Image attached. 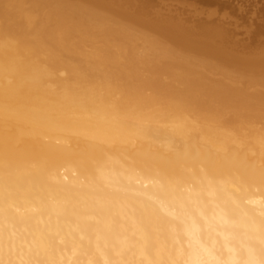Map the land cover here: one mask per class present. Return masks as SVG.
<instances>
[{
  "label": "bare ground",
  "instance_id": "6f19581e",
  "mask_svg": "<svg viewBox=\"0 0 264 264\" xmlns=\"http://www.w3.org/2000/svg\"><path fill=\"white\" fill-rule=\"evenodd\" d=\"M114 1L0 0V264H264V42Z\"/></svg>",
  "mask_w": 264,
  "mask_h": 264
},
{
  "label": "rangeland",
  "instance_id": "374dc122",
  "mask_svg": "<svg viewBox=\"0 0 264 264\" xmlns=\"http://www.w3.org/2000/svg\"><path fill=\"white\" fill-rule=\"evenodd\" d=\"M105 2H109V0H104ZM110 1H114V0H110ZM116 1V2H115ZM114 2H115V4H117V0H115ZM121 2H122V0H120ZM126 1H130L129 3L131 4H129L130 5V7H132V8H130L129 10L126 8V7H128V6H124V8H125V10L127 11V13L128 14H130L129 12H132L131 14H133V16L134 15H136V16H134V18L137 20V21H139L138 23H141L142 21H144V22H147V21H145V19L143 18V20L142 19H140L141 20V22H140V20H139V17H141V16H143L144 15V17L146 18L147 16H149V13L151 14V12L149 11V13H148V11H147V13L146 14H148V15H145V13L144 12H146L145 10H147V9H149L150 7L152 8V5H155V6H153L154 7V9H158L159 8V6H160V8H163L165 11H163V10H161L160 8H159V10L161 11L160 12V15L161 16H163L164 15V13L166 14V17L168 18V16L169 17H174L175 18V15L176 16H178L177 17V19H174V18H172L173 19V22L175 23V24H177L176 22H178L179 20V27H189V28H192L193 27V25L194 24H196V28L198 27V25L197 24H199V28H197V30L198 31H196V28H195V25H194V28H192V30L194 29L197 33V36L198 37H196L197 39L198 38H204V40H201V43H206L208 40H210L211 38H212V40H210V43L213 45V47H214V45H215V47H216V45H218V46H220L221 44H223V43H225V44H223L224 46L223 47H226V45H227V47H228V49H227V47L226 48H224L223 49V47L222 48H220V47H218V52L216 53V55L217 54H221V55H223V54H225V55H223L224 56V58L226 59V57H230L233 53V55H232V57L235 55V52L234 51H236V50H239V47H241L242 49H240V51L241 52H237L236 54L238 55L239 54V56L238 57H245L244 55H246V58L244 59V58H241V60H252V59H254V58H256L257 56H259V54H260V50H261V42H264V0H126ZM125 0H123V3L122 4H124V2H126ZM133 3H132V2ZM112 2H109V3H112ZM118 2H119V0H118ZM120 3V2H119ZM150 3V5H148L149 6V8H148V6L146 7V9L144 8L147 4H149ZM121 4V3H120ZM122 4H121V6H120V8L121 9H124V8H122ZM127 5V4H126ZM169 6L168 8H167V10L164 8V6ZM198 8V10L197 9H195V8ZM177 8V9H176ZM153 9V8H152ZM151 9V11H153ZM170 9V10H169ZM171 9H174V10H171ZM176 10V11H175ZM178 10V11H177ZM199 12H197V11ZM144 11V12H143ZM155 11H157V10H154V12H152V17H153V15H155V14H158L159 13V11H157V12H155ZM168 11H171V12H168ZM180 12L179 14L177 13V14H173L174 12ZM135 12V13H134ZM144 14H143V13ZM162 12H164V13H162ZM173 12V13H172ZM155 13V14H154ZM163 15H162V14ZM170 13H172V15H170ZM194 13H198L197 15H195ZM194 14V18L192 17V15ZM139 15V16H138ZM160 15H158V16H160ZM130 16V15H129ZM138 16V17H137ZM157 16V15H156ZM157 16V17H158ZM161 16H160V18H161ZM189 16V17H188ZM200 17L203 21H200V22H204V24L203 23H199V21H198V19H200L199 17L197 18V21H196V17ZM149 17H151V16H149ZM149 17H147V18H149ZM151 17V19H152V21L154 20V19H156V17H154V18H152ZM164 17H165V15L163 16V19H164ZM190 17H192V19L190 18ZM142 18V17H141ZM159 17H158V19L159 20H156V22L157 21H159L160 22V20H162V19H160ZM151 19H149V21L151 20ZM172 19L171 18H168V21L169 20H171V22L170 23H172V24H174L173 22H172ZM194 19H195V22H194ZM200 19V20H201ZM210 19H211V21H210ZM148 20V19H147ZM167 21V19H164V20H162V22L163 21ZM174 20H176V21H174ZM193 20V21H192ZM152 21H150V22H152ZM165 21V22H166ZM207 21H209V23L207 22ZM164 22V23H165ZM169 22H166L167 23V25H168V23ZM194 22V23H193ZM143 23V22H142ZM165 23V24H166ZM169 23V24H170ZM208 23V24H207ZM144 24V23H143ZM192 26H191V25ZM223 24V25H222ZM135 25V24H134ZM205 25V26H204ZM219 25V26H218ZM220 25H222V30L220 31L219 29L221 28V26ZM171 26H173V25H171ZM176 26V25H175ZM178 26V25H177ZM203 26V27H202ZM224 26H227V27H225L226 28V30L225 31H229V29H227V28H230L231 30V33H233V34H230L231 36L233 35V38L234 39H236V40H241V42L240 41H236V40H234V39H231V37L230 36H228L229 35V32L227 33V32H225V31H223L225 28H223ZM179 27H177V28H179ZM201 27H202V30H200L199 31V29H201ZM216 27H218L219 29L217 30H215V28ZM244 27V28H243ZM186 28H184V31L183 32H188L190 29H186ZM251 28V30L252 31H250L249 29ZM186 29V30H185ZM182 30H183V28H182ZM192 30H190V31H192ZM189 31V32H190ZM215 31H216V33H215ZM223 31V32H222ZM234 31V32H233ZM245 31V32H244ZM246 31H248V32H246ZM152 33H154V31H151ZM201 32H203L204 33V35H205V33L207 34V36H206V38H205V36L203 37V33H202V36H201V33L199 34V33ZM217 32H221L220 34H222V33H224L223 35H226V36H223V39L224 38H226L227 39V41H230V39L231 40H233V42L231 41V44H230V42H229V44H228V42L226 41V39H225V41L226 42H224V40L222 41L220 38L221 37H219L218 39L216 38V37H214L216 34H217ZM191 34L193 33V32H190ZM195 33V32H194ZM212 33L214 34L215 33V35H212ZM208 34H210V35H208ZM247 34H249V35H247ZM213 36V37H212ZM216 36H219V33L216 35ZM221 36V35H220ZM227 36H228V38H229V40H228V38H227ZM234 36H236V38L234 37ZM207 37H208V40H206L205 41V39H207ZM209 37H211L210 39H209ZM174 38V37H173ZM176 38H178V36H175V40H177ZM200 38V39H201ZM217 39V40H216ZM221 40L222 41V43H215V44H213L214 42H217L218 40ZM174 40V39H173ZM214 40V42L212 43L211 41H213ZM261 40V42L259 43V41ZM200 41V40H199ZM203 41V42H202ZM205 41V42H204ZM220 41V42H221ZM242 41L244 42V44L242 45ZM235 42H237V45L235 44ZM239 42L241 43V46L240 45H238L239 44ZM208 43V42H207ZM209 43V44H210ZM259 43V44H258ZM210 44V45H211ZM236 45L237 46V48L235 47V46H232V45ZM255 44V45H254ZM262 45H264V44H262ZM239 46V47H238ZM256 46H258V47H256ZM232 47V48H231ZM236 49H235V48ZM224 50V51H222V50ZM226 49V50H225ZM231 49H233V50H231ZM264 49V47L262 48V50ZM231 50V51H230ZM221 51V52H220ZM257 51H259V53H257ZM223 52V53H222ZM227 52H229V55L227 56L226 54H228ZM206 53V54H205ZM243 53V54H242ZM255 54V56L253 55V57H252V55H251V57L249 58V55H247V54ZM231 54V55H230ZM200 55V54H199ZM201 55H202V57L204 58L205 56L207 57V52L205 51V52H203V53H201ZM204 55V56H203ZM215 55V54H214ZM221 55H219L218 57L219 58H217V57H214V56H212V57H210V58H212V59H210V60H208V61H210V63L212 64V63H218L219 62V60H221L220 58H222V60L224 59L223 58V56H221ZM236 56V55H235ZM248 56V57H247ZM198 57H200V56H198ZM236 58H237V56H236ZM235 57H234V59H236ZM248 58V59H247ZM217 59V60H216ZM224 59V60H225ZM214 60H216V61H214ZM221 60V61H222ZM213 61V62H212ZM169 63H170V61H169ZM168 63V61H167V65L169 64ZM209 63V64H210ZM209 64H207V68H208V66H209ZM235 65V64H234ZM204 66H206V65H204L203 64V66H201L202 68L204 67ZM213 67H214V69H213ZM236 65H235V70H237L236 69ZM206 67H204L203 68V70H205L206 72L207 71H209L208 73H206V72H204V74H205V76L207 75V74H210L208 77H211L212 75L211 74H215V78L218 76V78L219 77H221L219 74H221V73H224L223 71H221V69H220V71L218 70V69H216V65L215 64H213V66H212V68H210V66H209V69H207ZM246 68H247V70H246ZM249 68H251V70L249 69ZM176 69V68H175ZM177 69H178V67H177ZM207 69V70H206ZM212 69H213V71H212ZM231 69H232V67H231ZM242 69H244L246 72H244V70H238V72H239V74H242V75H237V77H236V75H235V77H234V79L235 80H233L232 81V79L230 80V82H232V85H235V83L237 84V83H239V84H241L240 82H241V80H242V84H241V87L242 88H244L245 89V87L247 86L248 87V85L247 84H244L246 81H247V83H249V85H250V81H255L256 79H254V78H249V76H251V74H252V67H243ZM249 69V70H248ZM223 70H225V69H223ZM234 70V69H233ZM217 71V72H216ZM242 71L244 72V73H246V75H244V73H242ZM249 71V72H248ZM216 72V73H215ZM247 73H248V77H247ZM216 74H217V76H216ZM225 74V73H224ZM236 74H238V73H236ZM221 75H223V74H221ZM245 76V78L247 79H243L242 78V76ZM159 76H161V75H158L157 76V74H156V77H158V78H160ZM224 76V75H223ZM223 76L221 77V78H219V79H224L223 78ZM241 76V78H240V80H236V78H239ZM163 77H164V75H163ZM214 77H211L212 79H214ZM165 78V77H164ZM250 79V80H249ZM251 79H253V80H251ZM243 80H244V82H243ZM163 81V80H162ZM237 81H239V82H237ZM210 83H213L214 82V80L212 81V80H210L209 81ZM234 82V83H233ZM208 83V82H207ZM210 83H208L209 85H211ZM205 83H203V85H202V87H203V89H208L207 87H208V85L206 84V85H204ZM238 86V85H237ZM244 86V87H243ZM179 87V86H178ZM234 87H236V86H234ZM238 87H240V85L238 86ZM237 87V88H238ZM240 87V88H241ZM175 88V87H174ZM209 88H210V86H209ZM176 89V88H175ZM200 92V91H199ZM203 93V94H202ZM229 93V94H228ZM228 93H226V96L227 95H230V97H234V91H228ZM205 94V95H204ZM210 94V95H209ZM233 94V95H232ZM199 96H200V98L201 99H204V101H206V102H209V101H211V99H213L214 98V100H213V103L215 102V97L208 91V92H200L199 93ZM213 96V98H211ZM241 98H239V97H237V100L235 101V102H232V103H230L228 106H226V111L228 112L229 110H233V109H235V111H236V108H237V110H242V109H240L241 108V106L242 107H244V110H245V108L248 106V104H246V103H243L242 102V99L245 97V95H241L240 96ZM208 100V101H207ZM210 103V102H209ZM235 103V104H234ZM231 104H232V106H231ZM235 105V107H233ZM239 106H240V108H239ZM227 107L229 108V110H227ZM232 107H233V109H232ZM248 108H249V106H248Z\"/></svg>",
  "mask_w": 264,
  "mask_h": 264
}]
</instances>
